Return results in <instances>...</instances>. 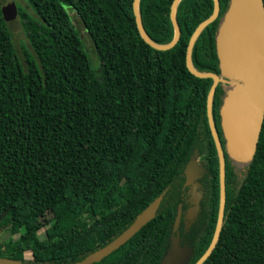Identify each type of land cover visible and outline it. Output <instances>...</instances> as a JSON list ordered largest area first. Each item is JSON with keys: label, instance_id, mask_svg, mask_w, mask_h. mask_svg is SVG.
I'll list each match as a JSON object with an SVG mask.
<instances>
[{"label": "trees", "instance_id": "1", "mask_svg": "<svg viewBox=\"0 0 264 264\" xmlns=\"http://www.w3.org/2000/svg\"><path fill=\"white\" fill-rule=\"evenodd\" d=\"M28 1L37 18L18 10L33 50L25 51L24 62L0 5V257L27 264L80 262L162 197L153 220L94 264H174V242L180 258L189 252L183 264H196L218 222L220 160L207 113L213 80L193 75L186 59L214 0L180 1L182 35L168 51L142 38L135 0ZM173 2L139 3L146 31L160 45L175 37ZM220 4L219 18L193 47L199 72L220 74L216 37L230 0ZM64 5L86 26L100 72ZM231 86L221 82L213 102L224 146L220 108ZM235 164L226 153L224 224L204 264H264V123L253 161L242 172ZM9 221V229L21 234L18 243L1 241Z\"/></svg>", "mask_w": 264, "mask_h": 264}, {"label": "water", "instance_id": "2", "mask_svg": "<svg viewBox=\"0 0 264 264\" xmlns=\"http://www.w3.org/2000/svg\"><path fill=\"white\" fill-rule=\"evenodd\" d=\"M181 0H174L171 7V19L175 27V37L168 45H160L153 41L144 26L139 10L140 0L134 1V13L138 30L142 38L151 47L159 51H168L174 48L181 39L182 31L177 18V7ZM214 12L210 18L202 22L193 33L187 50L188 70L198 78L212 79L208 101L207 113L211 132L218 150L220 160V209L218 222L210 247L196 264L204 262L214 252L224 224L226 210V153L236 163L249 165L257 152L263 123H264V0H230L226 13L221 18L216 37L217 55L219 59L220 74L215 72H199L193 64V47L200 34L221 13L220 0H214ZM6 19L15 18L18 10L12 0L0 3ZM221 82L230 83L232 86L224 96L220 108L221 127L225 146L216 127L213 117V102L217 87ZM192 175H195L193 172ZM202 196L195 195V204H199ZM162 197L156 199L134 223L120 236L107 246L90 254L80 262L73 264H94L119 249L128 242L143 226L153 220L159 209ZM198 207L191 210L195 215ZM182 206L180 205L175 220L178 227ZM177 242L173 243L172 258L174 264H183L188 258L179 257ZM0 264H27L13 258L0 257Z\"/></svg>", "mask_w": 264, "mask_h": 264}, {"label": "rangeland", "instance_id": "3", "mask_svg": "<svg viewBox=\"0 0 264 264\" xmlns=\"http://www.w3.org/2000/svg\"><path fill=\"white\" fill-rule=\"evenodd\" d=\"M8 0H0L1 2H6ZM16 7L17 10H19L21 13H25L29 16L32 17H36V13L33 9V7L29 4L28 0H12ZM66 12L68 13L71 22L74 24V26L76 27L82 41L84 44V48L88 54V56L91 59V63L93 66V69L96 72H100V60L98 57V53L95 47V44L92 40V38L90 37L88 30L86 28V26L84 25L83 21L81 20V18L78 16V14L76 13V11L71 8L69 5H64ZM7 23H8V27L10 29V31L12 32L13 35V40L16 46V49L19 53V56L21 58V60L24 62V56H25V51L28 50L30 52H33L32 47L28 41V39L26 38L25 32H24V28H23V20L21 18V16L19 15V12L17 13V16L15 18H8L7 19ZM237 166V169L239 170V172H242L243 169V165L242 164H235ZM138 185L140 187L144 186L146 184V180L144 178V175L142 173H140L138 175ZM18 221L22 222L24 220V218L21 215H18ZM49 218V216H46L45 219H42L39 224L43 225L41 228V232L42 233L45 229L46 226V220ZM6 228L5 231L1 234V241L3 243L5 242H9L10 240H14V242L18 243L21 240L20 237V233H13L9 228L11 226L10 221L7 222L5 224ZM30 257V256H29Z\"/></svg>", "mask_w": 264, "mask_h": 264}]
</instances>
